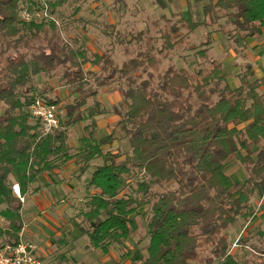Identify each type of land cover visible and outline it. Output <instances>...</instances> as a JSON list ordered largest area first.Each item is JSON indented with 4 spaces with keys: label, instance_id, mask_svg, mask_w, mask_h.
I'll list each match as a JSON object with an SVG mask.
<instances>
[{
    "label": "trees",
    "instance_id": "obj_1",
    "mask_svg": "<svg viewBox=\"0 0 264 264\" xmlns=\"http://www.w3.org/2000/svg\"><path fill=\"white\" fill-rule=\"evenodd\" d=\"M206 1L204 20L179 15L161 34L157 53L173 50L202 26L217 25L233 40L254 37L264 27V0ZM46 2L50 14L61 3ZM27 3L28 9L42 8L39 0H0V219L6 224L0 226L4 237L0 243L17 244L23 227L22 203L13 185L24 199L38 192L41 173L60 170L70 160L83 171L92 160L102 158L86 184L85 216L92 223L82 228L87 247L107 253L137 232L138 216L149 214V239L139 264H264V259L242 263L237 252H231L226 235L235 221L248 222L254 216L252 198L264 197V94L258 91L262 82L251 66L230 89L221 64L209 56L213 33L209 29L197 47H188L209 66L192 71L169 66L154 84L149 69L157 70L161 61L149 39L144 50L117 66L107 51L90 52L75 38L64 41L52 21H23L19 13ZM220 18L233 26L231 35L217 24ZM142 36L139 32L132 38L141 41ZM58 68L65 83L79 89L75 109L93 98L84 108L89 122L73 153L63 129L42 134L29 113L34 100L42 98L36 94L34 77H50ZM116 78L124 80V88L118 90L125 111L119 113L118 124L129 141L127 153L102 150L111 136L98 141L94 133L95 117L104 110L95 98L97 91L85 88L89 79L101 88ZM238 150L244 151L247 172L241 184L224 170ZM169 183L176 187L152 190ZM260 252L264 255V250Z\"/></svg>",
    "mask_w": 264,
    "mask_h": 264
},
{
    "label": "rangeland",
    "instance_id": "obj_2",
    "mask_svg": "<svg viewBox=\"0 0 264 264\" xmlns=\"http://www.w3.org/2000/svg\"><path fill=\"white\" fill-rule=\"evenodd\" d=\"M39 1L61 2L52 15L59 23L58 30L64 41L71 43L75 38L90 52L107 51L117 66L129 57L135 56L138 51L144 50L146 38L149 39L156 50L154 54L161 61L157 70L149 69L153 73L154 84L157 81V75L169 66L183 67L190 71L198 67H208V62L198 59L194 53L195 50H190L188 47L190 45L197 47L204 40L209 29L214 32L211 36V57L220 62L222 73L230 89H234L239 83V73L247 66L242 64V58L238 55L239 50L244 47L243 39L239 38L235 42L233 38H228L223 32L218 31L217 25L199 27L187 36L183 44L176 46L173 50L157 53L162 43L161 34L167 31L171 22L176 21L179 15L191 16L192 20L197 22L204 20L202 7L207 3L206 0L190 2L186 0ZM26 5L29 3L23 7H27ZM217 24L224 26L230 35L235 31L226 18H220ZM139 32L143 34L141 41L132 38ZM182 32H185V29ZM254 38H256V44H261L264 41V33L258 32ZM255 55L262 61L258 60L253 64L255 66L262 64L264 68V48ZM2 65L1 62L0 67ZM85 69L95 72L90 65H86ZM61 73V68H58L50 77L40 74L34 77V83L37 95L46 100L56 101L61 123L59 129L67 133V143L73 153L82 135V127L89 122L84 108L93 102V98H87L86 105L75 109L73 105L77 103L79 89L75 85L66 84ZM141 77L146 78V73L141 74ZM260 77L264 84V77ZM85 88L89 91H97L95 98L101 102L104 110V113L95 117V138L102 141L111 136V142L108 144L112 149L129 152L128 138L118 124L120 115L125 111L118 90L124 88V80L116 78L108 86L100 88L96 87L93 79H89ZM110 89L113 90L110 91ZM258 91L260 92V88ZM110 147L105 145L101 148L105 151ZM243 157L244 151L238 150L226 163L224 169L233 182L238 184L243 183L247 177ZM72 162L75 166L67 164L58 174L41 173L37 178L40 190L21 202L23 209L21 216L26 239L34 240L43 246L53 241L54 243L50 245L53 250L63 243L57 255L60 260L67 262L66 264H139L138 258L146 254L149 239L146 222L149 214L146 217L138 216L137 232L127 238L122 245H112L107 253L87 247V235L82 228H90L92 223L85 216L84 199L88 195L86 184L94 167L102 164V158L92 160L83 171H80L79 165L74 160ZM175 187V183H169L153 186L152 190L160 192ZM251 203L255 209L254 216L248 222L238 219L226 230L229 248L232 253L237 252V258L242 263L244 261L261 262L264 259V255L260 252L264 250V197H254ZM41 206L42 210H40ZM145 209L143 207L139 211L144 213ZM0 226H6L1 219ZM3 238V236L0 237V242ZM127 250H130L131 254L124 255Z\"/></svg>",
    "mask_w": 264,
    "mask_h": 264
},
{
    "label": "built area",
    "instance_id": "obj_3",
    "mask_svg": "<svg viewBox=\"0 0 264 264\" xmlns=\"http://www.w3.org/2000/svg\"><path fill=\"white\" fill-rule=\"evenodd\" d=\"M42 8L22 7L19 16L25 21H52L57 27L59 23L56 18L48 12V6L42 2ZM31 117L39 122L42 134H48L54 129L60 127L59 107L56 104H49L43 98H36L29 107ZM13 192L19 197L21 202L24 201L21 197L17 185H13ZM38 245L33 241H24L21 238L18 243L12 245L10 243H0V264H44L37 253Z\"/></svg>",
    "mask_w": 264,
    "mask_h": 264
},
{
    "label": "crops",
    "instance_id": "obj_4",
    "mask_svg": "<svg viewBox=\"0 0 264 264\" xmlns=\"http://www.w3.org/2000/svg\"><path fill=\"white\" fill-rule=\"evenodd\" d=\"M258 32L264 33V27L260 28ZM242 39L244 41V47L239 50L238 55H240V57L242 58V64L243 65H245V64L250 65L251 66V70L254 73V77L255 78H258L260 80V78H261L260 76H263L264 77V70H263L264 68H262V64H260L258 66H255L253 63L254 62H257L258 60H261L262 61V59H257L255 54H257L258 51H261V49L264 48V41L261 42V44H256L257 41H256V38H254V37H245V38H242ZM234 41L236 42L237 40H234ZM211 46H210V50H209V56L210 57H211V54H210ZM211 58L214 59L213 57H211ZM214 60H216V59H214ZM216 61H218V60H216ZM241 67H242V65H241ZM245 69H243V71L241 70V72L239 73V75L242 74ZM238 85H239V83L236 85V87ZM260 92H262L264 94V84L260 87ZM103 146H105V145H103ZM107 146L110 147L109 145H107ZM70 162H72V160H70L67 164H71L72 166H75V164L73 162L72 163H70ZM59 171L60 170H54V171H52V173L58 174ZM36 186H38L39 187V190H40V186L38 184H36ZM88 195H89V192H88ZM27 196H31V195L24 196V200H26ZM87 196L85 197L84 202L87 200ZM42 209H43V207L41 206L40 207V210H42ZM21 213H22V211H21ZM25 235H26V232H25L24 225H23L22 230H21V232L19 234V237L22 240H24V241L29 240V241L35 242L34 240H31V239H28V238L26 239ZM50 243L51 244H48L46 246H43L42 244H39V243L37 244L36 243L38 245L37 253L40 256V258L42 259V261L44 262V264H53L54 263L53 261H55V262H62L63 264H66L67 262H65L63 260H60V257L57 255V251H58V249H60V248L63 247L62 246L63 243H60L59 244V247L57 245V248L55 250H53V248H50V245H52V243H54V242L52 241Z\"/></svg>",
    "mask_w": 264,
    "mask_h": 264
}]
</instances>
